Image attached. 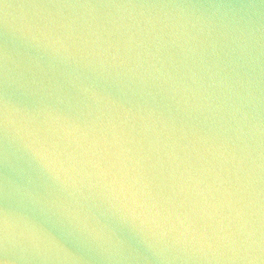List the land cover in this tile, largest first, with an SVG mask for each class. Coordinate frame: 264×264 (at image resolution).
Returning <instances> with one entry per match:
<instances>
[{"label":"water","instance_id":"1","mask_svg":"<svg viewBox=\"0 0 264 264\" xmlns=\"http://www.w3.org/2000/svg\"><path fill=\"white\" fill-rule=\"evenodd\" d=\"M0 264H264V0H0Z\"/></svg>","mask_w":264,"mask_h":264}]
</instances>
